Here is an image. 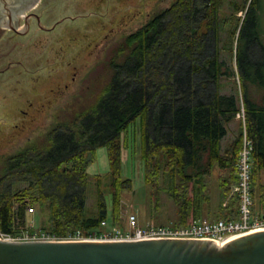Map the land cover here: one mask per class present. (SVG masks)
<instances>
[{
    "label": "trees",
    "instance_id": "obj_1",
    "mask_svg": "<svg viewBox=\"0 0 264 264\" xmlns=\"http://www.w3.org/2000/svg\"><path fill=\"white\" fill-rule=\"evenodd\" d=\"M220 4L221 0H174L162 8L118 44L110 60L108 81L91 106L71 120L59 122L44 141L31 142L2 160L0 229L4 233L20 231L16 227L27 222L29 207H36L37 213L46 211V226L41 230L59 237L77 231L88 236L99 232L102 221H109L107 202L100 199L93 213L86 202L87 169L99 146L108 149L109 182L114 188L110 223L116 222L120 190L131 187L130 179H122L120 172L122 133L128 131L131 137L133 122L137 125L139 121L142 128L146 170L152 160L164 155L168 158L164 174L170 173L171 183L177 174L183 182L201 184L217 164L232 168L231 185L239 182L243 130L222 149L228 124L240 112V105L234 93L219 89L220 76L229 74L224 72L226 61L220 60L216 50L221 34ZM254 16L250 7L239 31L237 57L241 72L249 75L243 80L257 82L264 89V48L258 41ZM235 33L236 29L231 31ZM243 91L245 129L253 146V209L264 213V181H258L260 173L264 178V94L253 98L246 82ZM95 184L102 193V178L97 177ZM231 201L224 207L226 213L222 207V217L239 216L238 193L231 195ZM234 202L238 206L233 207ZM257 203L260 209H256ZM191 213L200 221H210L200 218L198 205L192 209L185 202L180 223L174 226L190 223Z\"/></svg>",
    "mask_w": 264,
    "mask_h": 264
},
{
    "label": "rangeland",
    "instance_id": "obj_2",
    "mask_svg": "<svg viewBox=\"0 0 264 264\" xmlns=\"http://www.w3.org/2000/svg\"><path fill=\"white\" fill-rule=\"evenodd\" d=\"M172 1L174 0H87V5L101 10L104 15L77 42L75 54L40 79L36 92L24 96L17 106L0 112V171L4 158L20 152L31 142L38 143L41 139L44 141L59 122L71 120L79 111L91 106L108 81L110 60L118 49V44L129 34L142 28L154 14L169 6ZM230 5L229 0H221L217 12L221 34L216 50L219 49L220 60L226 61L224 72L229 73L220 76L219 89L221 93H234L237 96L240 113L228 124V133L222 140L223 151L246 127L244 83L248 84L253 98H262L264 94V89L260 88L257 82L243 80L249 75L241 72L237 57L239 38L237 30L241 16L237 15L228 25H225L223 20L229 10H232L231 7L229 9ZM235 29L236 33L231 34ZM130 129L131 137L128 131L122 133L120 172L122 179H130L131 187L120 190L118 218L113 224L110 222L113 217L114 188L109 182L111 165L106 146L97 148L96 158L88 166L87 208L90 213L95 212L97 203L104 198L107 202L109 220V223H102L99 232L90 236L112 237L119 231L126 235L133 234L134 227L131 224L133 216L136 217V225L141 228L179 224L180 210L185 202L191 205L192 209L198 205L200 218L210 220L207 222L231 218L230 215L222 217L224 216L222 210L230 203L231 195L238 193L234 191L236 185L232 184L234 187H231V182H228L233 173L232 168L215 165L211 172L203 177L201 184L183 182L177 174L171 183L170 173L164 174L168 158L164 155L157 156L146 170L139 121L137 125L133 122ZM97 177L103 180L102 193L95 184ZM258 181L259 184L264 181L261 173L258 175ZM236 205L238 206L234 202L233 207ZM256 205V209H260L258 203ZM227 210L224 208L225 213ZM195 216V213H191L187 221L200 220L193 218ZM46 217V211L42 213L39 211L34 215L30 214L28 221L39 231L46 226L43 222ZM22 226L16 227L17 231Z\"/></svg>",
    "mask_w": 264,
    "mask_h": 264
},
{
    "label": "water",
    "instance_id": "obj_3",
    "mask_svg": "<svg viewBox=\"0 0 264 264\" xmlns=\"http://www.w3.org/2000/svg\"><path fill=\"white\" fill-rule=\"evenodd\" d=\"M0 0V112L37 91L40 79L75 54L80 38L103 17L87 0ZM43 15L28 32L16 14ZM31 12V11H30ZM23 29V30H22ZM19 30L24 31L23 27ZM0 264H264V225L221 240L204 236L121 240H5Z\"/></svg>",
    "mask_w": 264,
    "mask_h": 264
},
{
    "label": "built area",
    "instance_id": "obj_4",
    "mask_svg": "<svg viewBox=\"0 0 264 264\" xmlns=\"http://www.w3.org/2000/svg\"><path fill=\"white\" fill-rule=\"evenodd\" d=\"M252 141L248 139L245 132L243 138V147L239 152L238 167H239V183L234 187V191L238 192L240 199L239 216L231 218H222L216 221H193L183 226H150L149 228H141L136 225V217L133 216L131 224L134 227L133 234H124L118 232L112 237H97L101 240L107 239H131L140 237H173V236H204L212 237L221 240L230 233L249 230L264 225V213L255 211L253 208L254 202L251 191L252 179ZM33 212V208H30ZM102 223H106L104 220ZM0 238L6 240H86L92 239L85 237L81 232L74 233L67 238H59L56 235L47 232H31L26 229L20 234L13 236L4 233L0 229Z\"/></svg>",
    "mask_w": 264,
    "mask_h": 264
},
{
    "label": "flooded vegetation",
    "instance_id": "obj_5",
    "mask_svg": "<svg viewBox=\"0 0 264 264\" xmlns=\"http://www.w3.org/2000/svg\"><path fill=\"white\" fill-rule=\"evenodd\" d=\"M41 0L38 1L35 7L40 3ZM254 2V5L252 6L251 4ZM264 0H241L240 2H237L236 0H229V9L231 7V11L229 10V13L226 14L224 20V24L227 25L228 22H225V20H233L231 16H241L240 22H239V27L237 30V33H239L244 18L247 15V12L249 11V8L252 7V9L255 12L254 20L256 22V32L258 36V41L261 45V47L264 48V5H263ZM245 5L244 7H240L241 5ZM251 5V6H250ZM35 7H33V10H27L24 13L18 12L16 14V19H14V23L16 24V30H13L14 32H18L19 34L26 33L30 30L31 25L33 24L32 20H36V24L40 26L41 20L43 19V15L38 13V11L34 10ZM240 7V10L236 11V8ZM31 11V12H30ZM240 12H243V14H240ZM19 27H23L25 30L21 31L19 30ZM143 27V26H142ZM8 27L5 25L0 26V33H4ZM23 30V29H22ZM260 77V76H259Z\"/></svg>",
    "mask_w": 264,
    "mask_h": 264
},
{
    "label": "bare ground",
    "instance_id": "obj_6",
    "mask_svg": "<svg viewBox=\"0 0 264 264\" xmlns=\"http://www.w3.org/2000/svg\"><path fill=\"white\" fill-rule=\"evenodd\" d=\"M95 240H101V239H98L97 237H94ZM6 240V239H5ZM86 240H91V239H86ZM107 240H115V239H107Z\"/></svg>",
    "mask_w": 264,
    "mask_h": 264
}]
</instances>
